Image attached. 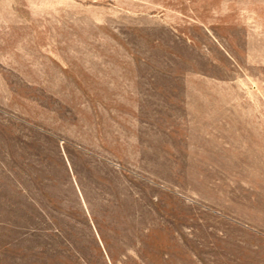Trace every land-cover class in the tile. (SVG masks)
Here are the masks:
<instances>
[{
  "label": "rangeland",
  "instance_id": "1",
  "mask_svg": "<svg viewBox=\"0 0 264 264\" xmlns=\"http://www.w3.org/2000/svg\"><path fill=\"white\" fill-rule=\"evenodd\" d=\"M0 264H264V0H0Z\"/></svg>",
  "mask_w": 264,
  "mask_h": 264
}]
</instances>
